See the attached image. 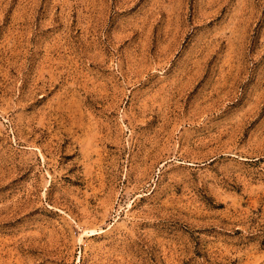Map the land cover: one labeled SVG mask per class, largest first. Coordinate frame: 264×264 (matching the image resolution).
Masks as SVG:
<instances>
[{
	"label": "rangeland",
	"instance_id": "rangeland-1",
	"mask_svg": "<svg viewBox=\"0 0 264 264\" xmlns=\"http://www.w3.org/2000/svg\"><path fill=\"white\" fill-rule=\"evenodd\" d=\"M0 264H264V0H0Z\"/></svg>",
	"mask_w": 264,
	"mask_h": 264
}]
</instances>
